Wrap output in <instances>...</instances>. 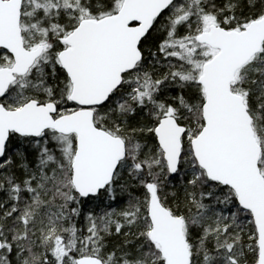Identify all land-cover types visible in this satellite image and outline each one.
Masks as SVG:
<instances>
[{"label":"snow or ice","instance_id":"snow-or-ice-1","mask_svg":"<svg viewBox=\"0 0 264 264\" xmlns=\"http://www.w3.org/2000/svg\"><path fill=\"white\" fill-rule=\"evenodd\" d=\"M0 264H264V0H0Z\"/></svg>","mask_w":264,"mask_h":264}]
</instances>
